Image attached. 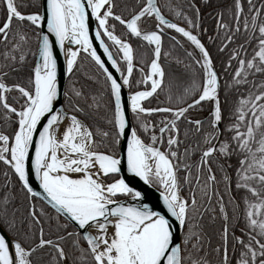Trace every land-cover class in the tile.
Returning a JSON list of instances; mask_svg holds the SVG:
<instances>
[{"label": "snow or ice", "instance_id": "1", "mask_svg": "<svg viewBox=\"0 0 264 264\" xmlns=\"http://www.w3.org/2000/svg\"><path fill=\"white\" fill-rule=\"evenodd\" d=\"M0 163V264H264V0H0Z\"/></svg>", "mask_w": 264, "mask_h": 264}, {"label": "trees", "instance_id": "2", "mask_svg": "<svg viewBox=\"0 0 264 264\" xmlns=\"http://www.w3.org/2000/svg\"><path fill=\"white\" fill-rule=\"evenodd\" d=\"M31 2H32V0H25V3H31ZM133 2H135V0H133ZM161 2H163V0H161ZM181 2H182V0H181ZM208 11L209 10H205V12H204L205 19H204L203 23H204L205 28L212 29L214 27L215 21L211 17L208 16ZM119 12H120V8H117V13H119ZM169 18H171V17H169ZM121 31H123V29L118 28L117 34L119 35ZM203 42L206 44V46L209 47L210 51L212 52L213 57L216 61V67L219 69L221 59H223V58L219 57L217 55L216 49L214 47H212L210 44H208L206 36L203 37ZM133 46L137 47V43L135 40H133ZM168 47H169V44H168L167 38H165V50L166 51L168 50ZM188 50L191 51L192 48L189 46ZM138 53H139V49H138ZM179 55L183 56V52L180 51ZM79 63H80V67L77 69L75 76H74V79L81 81V83H91V81H89L87 78L89 76H94L96 74V70H95L94 65L91 62H89L88 60H81ZM165 66L168 67L167 61H165ZM169 71L170 72L175 71L177 74H180L183 71V67L175 65L173 63L171 68L169 69ZM25 75H26V73H25ZM134 76H135L136 80H140V78H141L140 74L138 72L135 73ZM68 83H69V81L67 78L65 88L67 87ZM77 86H79V85H77ZM92 86L96 87V88L99 87V85H92ZM145 87L146 86H141V90L144 89ZM134 90H135V86L133 88V91ZM163 99H164V96L161 95L160 100H163ZM158 103H159L158 100H153V102L151 104H148V102H145V106L154 108L157 106ZM205 115H207V113H205ZM155 119L158 121L160 119V117L157 116ZM146 142H148V141H146ZM5 171H6L5 166L2 163H0V185L5 184L6 182H14L15 178L12 177L11 175H9L8 177H5V175H4ZM7 191H12L11 186L9 187V189ZM13 195L15 196V200L12 204V208H20L21 213L26 215L28 210H29V201L25 198L24 193L20 191L19 184L16 185V188H15ZM35 203H36L37 208H40L41 206H43L45 208V210L49 212L50 215L54 214L52 212V210L50 208H48L47 205L43 204L39 199H37L35 201ZM18 217H19V214H18ZM45 227L47 228V225H45ZM213 243L215 244L216 241L214 240Z\"/></svg>", "mask_w": 264, "mask_h": 264}, {"label": "water", "instance_id": "3", "mask_svg": "<svg viewBox=\"0 0 264 264\" xmlns=\"http://www.w3.org/2000/svg\"><path fill=\"white\" fill-rule=\"evenodd\" d=\"M96 26V22L94 18L91 21V28L92 32L90 34L94 35V29ZM94 44L98 47V42L94 41ZM98 51L102 52V49L98 48ZM57 52L58 54V74L60 76V79L62 81V84L65 87L66 80H67V75L64 72L66 60L62 52H59V49L57 47ZM106 59V58H105ZM131 93L127 88L123 90V99L127 102L128 97ZM129 118L131 119V113L129 112ZM124 147L126 148V142L124 144ZM118 154L123 155L118 151ZM122 176L126 179V182L130 183V186L134 187L135 190H140L146 197V201L151 205V206H156L157 210H160L162 207V201L159 198V192L156 190L155 187L150 186V185H145L142 181L139 180L137 177H133L130 173L127 172L126 168V161L124 162V167H123V172ZM34 186L38 185L39 181H35L33 179ZM46 205V204H45Z\"/></svg>", "mask_w": 264, "mask_h": 264}]
</instances>
